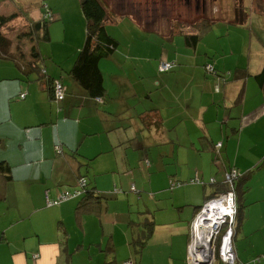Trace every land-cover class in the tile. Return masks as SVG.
<instances>
[{
    "label": "crops",
    "instance_id": "0c3cea01",
    "mask_svg": "<svg viewBox=\"0 0 264 264\" xmlns=\"http://www.w3.org/2000/svg\"><path fill=\"white\" fill-rule=\"evenodd\" d=\"M43 2L55 21L48 26L50 40L39 43L41 70L24 74L15 62L0 59V162L12 167L10 180L0 177V264H186L189 225L213 187L172 190L170 180L185 182L196 170L210 180L215 168L205 137L211 145L222 142L221 168L255 170L244 187L236 249L242 262L260 256L264 264V94L254 78L263 68L264 45L251 48L249 34L246 56L243 46L228 43L218 26H236L231 21H216L189 47L187 35L166 37L131 16H110L106 27L118 47L100 62L107 101L99 104L71 75L87 35L81 0H0V15L15 17L1 29L12 52L32 46L26 35L43 20ZM19 24L25 28L13 40L6 27ZM247 24L238 27L247 30ZM163 61L175 69L161 73ZM206 64L219 76L207 73ZM44 71L65 85L63 102L51 100ZM132 148L135 160L127 159ZM130 165L141 169V177L132 178L145 191L139 207L152 212L154 224L138 254L129 224L143 217L131 214L125 194ZM80 177L97 192L96 202L48 205L79 185ZM103 194L108 197L102 200Z\"/></svg>",
    "mask_w": 264,
    "mask_h": 264
},
{
    "label": "trees",
    "instance_id": "16d2710c",
    "mask_svg": "<svg viewBox=\"0 0 264 264\" xmlns=\"http://www.w3.org/2000/svg\"><path fill=\"white\" fill-rule=\"evenodd\" d=\"M45 4L48 7H50L48 3L45 2L42 3L43 20L40 22L32 23V28L30 29V33L26 35V37L29 38L33 43L32 46L28 50H24L23 46L20 45L18 46L16 53L12 52V47H13L12 41L6 38L1 30L2 27H4L6 24L14 20L15 17L14 16L6 17L0 15V59L11 60L15 62L16 65L19 66L22 73L24 74L27 73L29 74L33 70L40 68L39 63L41 61V57L39 53V43L50 40L48 26L52 22H49L44 18ZM81 10L86 20L87 35H86L85 45L76 58L74 66L71 70V75L73 79L88 93L90 97L96 99L99 104H102L107 101V97H106L107 90L104 85L105 84L104 75L100 69V62L103 59L109 57L117 50L118 42L111 36V34L107 30L108 27H106V22L110 17V10L103 0H81ZM50 11L53 13L51 7H50ZM236 15L238 14L236 13ZM248 19H249L248 16L244 18L243 16L238 15V17L233 19L231 22L236 26H244ZM200 21L201 22L199 24L197 23V25H195L197 27L195 28L194 31L185 30L183 32H180L185 36L187 35L185 39L186 40L185 43L189 47H195L197 44H199V42L203 40L205 34L211 32L213 29L214 23L207 20V18L200 19ZM250 36H251L250 38L251 48L253 47V45H264L262 42H260L258 39L255 38L253 31H251ZM163 62H167V61H163ZM169 63H171L172 65L170 70H168L167 72H161L159 69V71L161 73L172 72L175 69L176 64L173 62H169ZM205 68L207 73L219 76V72L215 69L213 64H206ZM40 75L42 80L48 84L49 87L48 90L52 97L51 100L54 101L55 103L63 102L67 95L66 87L63 84V82L53 78L52 79L49 78L47 74H45V71L44 74H40ZM221 75L222 74L220 73V76ZM254 78L257 81L262 93L264 94V64L260 73L256 74ZM57 83H60V85L64 89V98L62 101H60L56 95ZM23 96H25V94H21L20 99H25V97ZM148 117L150 118V114L148 115ZM149 123L151 124L150 120ZM154 125L159 126L157 123H155ZM222 130L224 131V129ZM207 139H208L207 137L203 138L202 143L203 146L206 144L207 147L205 148H208L206 151H210V153L212 154L211 162L215 168V173L210 178V180L208 182H205L203 179L202 172L198 170L195 171L194 177H192L191 179L185 182L177 180L176 178H171L170 180V186L172 190L176 189L177 187H182L184 185H200L203 188L205 186L213 187V190L208 195L205 196L204 202L201 203V205L196 206L195 208L196 209L195 215L189 225V237H188L189 241L187 244V248L191 240V224L194 221L195 217L197 216V213L202 209V207L207 202L213 199L219 198L228 193H233L235 198V210H236L235 223L233 227V238H232V248L235 254L234 264H246L241 261L242 260L241 256L240 258H238V253L236 249L237 238H238L237 233L240 232L243 222L245 220L244 210L246 209V206L243 203L244 187L246 184V180L250 178V176L255 170H251L248 172L241 171L234 165L229 167L222 166L221 168L220 165L222 164L223 160L225 161V159L223 158V153L221 152L223 144L222 142H219L216 143L215 145H211L210 141H207ZM59 146L60 145H58V147ZM60 149L61 152L59 150H56L57 154L62 153L63 151L62 146ZM142 171L144 170L142 169ZM127 172L131 174V178L127 180V182L131 183V187L130 190H127V193L125 192V194H127L128 196L131 193H133L135 194V199H136L135 202H132L128 196L130 212L132 215L136 214L138 217H143L142 221L135 222L134 220H131L129 224V228H131L130 231L132 232L131 244L133 245L134 251L138 254L141 252V250H143L146 247L149 240L151 239L153 235L154 224L150 219L152 212H150L149 210L144 211L140 208L142 207L140 202L142 201V197L145 196L144 195L145 191L138 190V188L136 187V181L132 178L133 173L136 174V178L141 177L140 167L131 166L127 169ZM220 172L221 173L223 172L222 175L223 178L221 182H218L217 177ZM11 174H12V167L10 166V164L7 161H1L0 177L2 176L5 179L4 182L11 179ZM80 178L81 180L79 185H76L72 190L65 191V193H70V194L79 193L77 196L69 200L80 198L79 204L84 205L86 207L89 206L88 204L97 201V198H95L97 197L96 196L97 192L89 189L88 181L85 177H80ZM3 191L4 189H0V193ZM121 192L123 191L121 190ZM107 197L108 196L105 194L101 195L102 200L104 198L106 199ZM222 233H224V231ZM220 237L221 236H219V239L216 243V249H217L216 257H215L216 261L213 264H228L223 262L218 255V250L220 247ZM262 258L263 257L256 256L251 260L250 263L260 264ZM130 260H128L124 264L128 262L132 264H137L136 259L134 260L130 259ZM104 264H115V262L109 261ZM186 264H189L188 255L186 257Z\"/></svg>",
    "mask_w": 264,
    "mask_h": 264
},
{
    "label": "rangeland",
    "instance_id": "374dc122",
    "mask_svg": "<svg viewBox=\"0 0 264 264\" xmlns=\"http://www.w3.org/2000/svg\"><path fill=\"white\" fill-rule=\"evenodd\" d=\"M103 1L109 8L111 17L131 16L135 18L144 27V29H148V27L152 28V31H157L166 37L176 34L181 30L194 31L197 26H191H193V22L196 20H198L197 22H200V19L211 17L212 20L224 19L226 21H232L237 18L238 15L243 16L244 18L248 16L249 19L247 20L248 24L246 26L247 30H241L238 26L229 25H219L218 30L225 34L224 36L227 37L228 43H234L237 48L243 46L246 56L248 52L247 48L250 31H253L255 38L264 44V0H206L207 4L205 7L200 6V10H196L194 5V8L191 6L189 11L183 3H179L180 0ZM188 12L190 13L188 14ZM236 13L238 15H236ZM126 18L125 20L129 21V17ZM236 27L239 29H236ZM24 28L25 27L23 25L19 24L18 26L15 25L9 28L6 27L5 32L14 40L21 33H23L20 31ZM115 30L120 32L117 28H115ZM54 38V41L57 42L56 36ZM253 52L254 51H252V53ZM256 56L259 55L257 54ZM128 122L129 121H127V124ZM146 137L150 138L148 134H146ZM128 143L130 144V141H128ZM131 146H136V144ZM133 149L134 148L127 149V159L135 160L138 158L139 155L134 153L132 151ZM125 175H127V180L131 178V174L129 172ZM121 179L124 180L126 178ZM130 187L131 183L127 182V189L130 190ZM129 196L134 198L132 194ZM140 204H143V201H141ZM201 229H203L202 226L199 230ZM203 230L206 231V228ZM198 236L199 235L195 233L193 237V243L196 244L197 249L200 248L202 240V238H198ZM209 245L210 244H208V248L210 249ZM204 253L207 252L205 251Z\"/></svg>",
    "mask_w": 264,
    "mask_h": 264
},
{
    "label": "built area",
    "instance_id": "2783aa9c",
    "mask_svg": "<svg viewBox=\"0 0 264 264\" xmlns=\"http://www.w3.org/2000/svg\"><path fill=\"white\" fill-rule=\"evenodd\" d=\"M44 1V0H43ZM45 15L44 18L53 22L55 20L54 14L50 11V7L46 4L44 5ZM172 67L169 62H162L160 65L161 72H167ZM56 95L57 98L62 101L64 98V89L60 85V83L56 84ZM25 97V96H23ZM61 146H57L56 150H61ZM61 152V151H60ZM79 193H64L62 194L57 201L48 202L49 206L59 205L69 199L77 196ZM235 198L233 193H228L219 198L213 199L207 202L202 209L197 213L194 221L191 224V240L188 245V258L189 264H193L195 262V258L199 257L201 253L207 252L209 254L211 252L212 263L216 261V243L220 237V247L218 250V255L220 259L228 264H234L235 262V254L232 248V238H233V227L235 223ZM206 228V231L200 229V227ZM224 231V233H222ZM199 235L198 238H203L206 240L207 248L203 249L202 247L196 248V244L193 243L194 234ZM207 234L205 236H201L200 234ZM208 244L210 249L208 248ZM126 264H132L130 262Z\"/></svg>",
    "mask_w": 264,
    "mask_h": 264
},
{
    "label": "flooded vegetation",
    "instance_id": "af4514ba",
    "mask_svg": "<svg viewBox=\"0 0 264 264\" xmlns=\"http://www.w3.org/2000/svg\"><path fill=\"white\" fill-rule=\"evenodd\" d=\"M195 2V3H194ZM179 3H183L185 6H186V8H187V10L189 11L190 10V7L192 6L193 8H194V5H195V8H196V10L198 9V10H200V6H204L205 7V5L207 4V1L206 0H180V2ZM190 12H188V14H189ZM207 20H209L210 22H213V23H215L216 21H222V20H224V19H214V20H212L211 19V17L210 18H207ZM198 20H196V21H194L193 22V26H191V27H195V25H197V23H200V22H197ZM226 21V20H225ZM228 21V20H227ZM150 22V21H149ZM148 22V23H149ZM148 29L149 30H152V28H149L148 27ZM183 31H185V30H181L180 32H183ZM179 32V33H180Z\"/></svg>",
    "mask_w": 264,
    "mask_h": 264
},
{
    "label": "water",
    "instance_id": "95a60500",
    "mask_svg": "<svg viewBox=\"0 0 264 264\" xmlns=\"http://www.w3.org/2000/svg\"><path fill=\"white\" fill-rule=\"evenodd\" d=\"M193 264H213L211 252L209 254L201 253V255L195 258V262Z\"/></svg>",
    "mask_w": 264,
    "mask_h": 264
},
{
    "label": "bare ground",
    "instance_id": "6f19581e",
    "mask_svg": "<svg viewBox=\"0 0 264 264\" xmlns=\"http://www.w3.org/2000/svg\"><path fill=\"white\" fill-rule=\"evenodd\" d=\"M201 236H205V235H207V234H200ZM200 247H202L203 249H205V247H206V240H204L203 238H202V240H201V245H200Z\"/></svg>",
    "mask_w": 264,
    "mask_h": 264
}]
</instances>
